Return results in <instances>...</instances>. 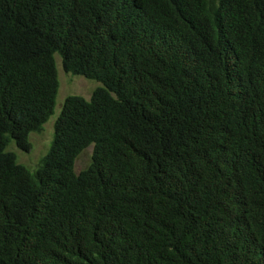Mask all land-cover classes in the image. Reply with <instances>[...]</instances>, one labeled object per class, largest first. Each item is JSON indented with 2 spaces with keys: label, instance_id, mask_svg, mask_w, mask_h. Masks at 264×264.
Instances as JSON below:
<instances>
[{
  "label": "trees",
  "instance_id": "1",
  "mask_svg": "<svg viewBox=\"0 0 264 264\" xmlns=\"http://www.w3.org/2000/svg\"><path fill=\"white\" fill-rule=\"evenodd\" d=\"M0 264H264V0H0Z\"/></svg>",
  "mask_w": 264,
  "mask_h": 264
},
{
  "label": "rangeland",
  "instance_id": "2",
  "mask_svg": "<svg viewBox=\"0 0 264 264\" xmlns=\"http://www.w3.org/2000/svg\"><path fill=\"white\" fill-rule=\"evenodd\" d=\"M58 77V93L52 116L43 125L42 131L29 135L30 148L27 151L18 149L13 143L8 151L16 154L17 163L23 165L31 172L38 168L41 159L49 152L55 136V124L58 120L65 99L68 96H80L89 101L94 91L103 85L94 80L67 73L63 70L62 60L55 55ZM93 146L84 149L75 159L74 171L76 174L84 170L91 161Z\"/></svg>",
  "mask_w": 264,
  "mask_h": 264
},
{
  "label": "clouds",
  "instance_id": "3",
  "mask_svg": "<svg viewBox=\"0 0 264 264\" xmlns=\"http://www.w3.org/2000/svg\"><path fill=\"white\" fill-rule=\"evenodd\" d=\"M88 148V147H87ZM86 149V148H85Z\"/></svg>",
  "mask_w": 264,
  "mask_h": 264
}]
</instances>
